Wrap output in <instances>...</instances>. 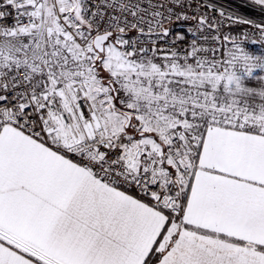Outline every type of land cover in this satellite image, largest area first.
Instances as JSON below:
<instances>
[{"label": "snow or ice", "instance_id": "obj_1", "mask_svg": "<svg viewBox=\"0 0 264 264\" xmlns=\"http://www.w3.org/2000/svg\"><path fill=\"white\" fill-rule=\"evenodd\" d=\"M0 264H264V0H0Z\"/></svg>", "mask_w": 264, "mask_h": 264}, {"label": "built area", "instance_id": "obj_2", "mask_svg": "<svg viewBox=\"0 0 264 264\" xmlns=\"http://www.w3.org/2000/svg\"><path fill=\"white\" fill-rule=\"evenodd\" d=\"M218 6H223L226 9H234L235 5L238 3V0H216ZM238 11L243 12L242 9H236Z\"/></svg>", "mask_w": 264, "mask_h": 264}]
</instances>
